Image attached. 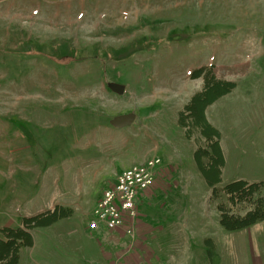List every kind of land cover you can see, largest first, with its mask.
Instances as JSON below:
<instances>
[{"label":"rangeland","instance_id":"1","mask_svg":"<svg viewBox=\"0 0 264 264\" xmlns=\"http://www.w3.org/2000/svg\"><path fill=\"white\" fill-rule=\"evenodd\" d=\"M212 64L237 83L206 111L222 133L219 187L264 181V0H0V229L57 204L74 210L34 229L44 255L23 247L19 264H97L56 233L73 241L69 225L89 223L118 174L155 156L156 181H174L141 204L162 228L148 236L154 263L264 264V221L221 225L227 197L210 198L179 125L203 86L192 71ZM129 114L130 126L116 124Z\"/></svg>","mask_w":264,"mask_h":264},{"label":"trees","instance_id":"2","mask_svg":"<svg viewBox=\"0 0 264 264\" xmlns=\"http://www.w3.org/2000/svg\"><path fill=\"white\" fill-rule=\"evenodd\" d=\"M191 77L202 78L203 86L180 111L179 125L184 129L185 137L195 141L197 148L194 160L211 190L210 198L217 199L222 193L227 197L228 204L217 205L221 225L227 230L236 231L264 221V196L261 195L264 181L249 182L239 179L219 187L223 182L226 165L222 133L209 121L206 111L218 99L236 88L237 83L219 77L214 64L193 70ZM196 133L200 138L195 137ZM240 204H248L249 210L244 214L234 213L233 208ZM73 213L72 208L57 204L35 216L24 217L21 225L16 228H1L4 237L0 238V264H19L21 249L34 245V229L51 226L61 219L71 217Z\"/></svg>","mask_w":264,"mask_h":264},{"label":"crops","instance_id":"3","mask_svg":"<svg viewBox=\"0 0 264 264\" xmlns=\"http://www.w3.org/2000/svg\"><path fill=\"white\" fill-rule=\"evenodd\" d=\"M164 163L166 164L165 168L183 169V166L177 167L173 163L165 160ZM174 174H176V172ZM174 174H172V176H175ZM173 181L174 179L172 181L170 179H159L158 181H155L156 183H154L150 189L139 197L138 206L140 211V221L137 232L134 236L125 233V229L108 230L101 227L92 230L89 228V223L92 219V217H90L89 223H85L84 220L82 223L77 222L76 224L72 223L69 225L68 229L71 228L70 234L72 235L73 241L69 242L61 240L59 237L60 234L57 232L56 242L71 244V246L73 245V249L77 256L82 258L83 255H86L88 261L91 262L90 259H94L97 264H157L158 259H156L155 263L151 260L154 251H152V247H149L147 242L150 232H153L154 230L156 231V229L161 232L162 228L161 226H153L146 221V216L142 210L141 204L144 203V200H149L152 195L158 192L157 189L160 186L156 187L157 182L163 185L164 183L169 184V182ZM63 220L64 219H61L58 222ZM20 225L21 222H19L18 226ZM52 226L46 227V229H51ZM33 236L34 245L32 247L40 245V254L44 255V244L42 243L43 238L38 239L35 235V230H33ZM143 250H145L146 253H144ZM143 254H147L148 256L144 257Z\"/></svg>","mask_w":264,"mask_h":264},{"label":"built area","instance_id":"4","mask_svg":"<svg viewBox=\"0 0 264 264\" xmlns=\"http://www.w3.org/2000/svg\"><path fill=\"white\" fill-rule=\"evenodd\" d=\"M162 165L163 160L155 156L118 174L97 201L89 228L125 229L134 236L140 221L139 197L160 177Z\"/></svg>","mask_w":264,"mask_h":264},{"label":"water","instance_id":"5","mask_svg":"<svg viewBox=\"0 0 264 264\" xmlns=\"http://www.w3.org/2000/svg\"><path fill=\"white\" fill-rule=\"evenodd\" d=\"M109 87L112 91L122 95L125 92V87L123 85H120L118 83H109ZM135 120L134 114L125 115L123 117H120L116 124L119 126H130Z\"/></svg>","mask_w":264,"mask_h":264}]
</instances>
